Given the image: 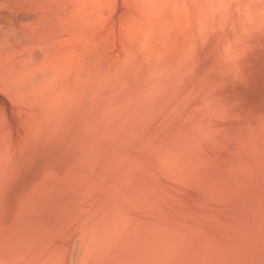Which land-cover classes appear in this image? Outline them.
<instances>
[{
	"label": "bare ground",
	"instance_id": "obj_1",
	"mask_svg": "<svg viewBox=\"0 0 264 264\" xmlns=\"http://www.w3.org/2000/svg\"><path fill=\"white\" fill-rule=\"evenodd\" d=\"M263 47L264 0H0V264H264Z\"/></svg>",
	"mask_w": 264,
	"mask_h": 264
},
{
	"label": "rangeland",
	"instance_id": "obj_2",
	"mask_svg": "<svg viewBox=\"0 0 264 264\" xmlns=\"http://www.w3.org/2000/svg\"><path fill=\"white\" fill-rule=\"evenodd\" d=\"M259 54L260 55H258V65H257V69H256V72H255L254 76L251 78L252 81L247 82L243 87H240L239 89H236L237 90L236 91V95L237 96H239V95L241 96V97L239 96V98H241V100L243 101L244 106L245 107L246 106L248 107V106L251 105L250 107H248L249 109L246 108L245 111H244V113H246V114L248 113L247 115H249V116H251L252 113L255 116V114H257L258 112H260L259 109L261 107H264L263 106L264 105V91L262 90V88H264L263 87V85H264V78H263L264 77V73H263L264 72L263 71L264 70V47L261 49V52H259ZM101 59L103 60V62L107 63L108 65H111V67H113V66L116 65V58L114 59V57H113L112 54L111 55L110 54L104 55V57H101ZM98 65H101V63L94 62V67L99 68ZM260 76L262 78H260ZM258 83H260V84H258ZM259 85H260V87H262L261 88V91L259 90V88H260ZM255 87H256V89H255ZM238 91H240V92H238ZM258 92L261 93V94L259 95ZM259 96H261V97H259ZM239 98L237 97V99H239ZM256 102H258V103H256ZM259 103H261V104H259ZM249 113H251V114H249ZM241 124H242V126L244 125L243 123H241Z\"/></svg>",
	"mask_w": 264,
	"mask_h": 264
}]
</instances>
